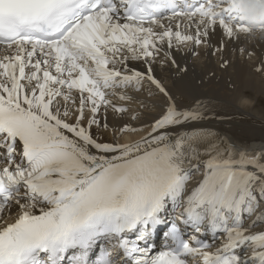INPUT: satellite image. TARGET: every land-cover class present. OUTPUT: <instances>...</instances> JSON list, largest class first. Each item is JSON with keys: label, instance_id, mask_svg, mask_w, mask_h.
Wrapping results in <instances>:
<instances>
[{"label": "snow or ice", "instance_id": "1", "mask_svg": "<svg viewBox=\"0 0 264 264\" xmlns=\"http://www.w3.org/2000/svg\"><path fill=\"white\" fill-rule=\"evenodd\" d=\"M247 31L239 0H0V264H264V143L201 148L225 117L165 79Z\"/></svg>", "mask_w": 264, "mask_h": 264}, {"label": "bare ground", "instance_id": "2", "mask_svg": "<svg viewBox=\"0 0 264 264\" xmlns=\"http://www.w3.org/2000/svg\"><path fill=\"white\" fill-rule=\"evenodd\" d=\"M259 44L256 43L255 46ZM236 58V56H234ZM244 55L235 59L224 70H218L217 59H204L199 57L193 59L188 66V71L184 74H174L177 77L169 78L167 85L174 96L180 98V102L190 104L193 96L208 101V107L218 116H223V120H209L202 125L194 127H204L217 131L218 135L210 137L200 144L201 148L208 147L209 144L219 141L221 138H230L237 143L259 146L264 143V124L262 120L255 117L250 112L254 111V105L250 103L249 97L253 95V89L248 83L238 81L233 89L227 88V79L232 80L240 71L244 63ZM213 73L212 77L209 75ZM219 77L218 80H215ZM198 82H200L198 84ZM183 99V100H182ZM261 104L264 102H260ZM257 104V103H256ZM264 111V110H263ZM143 133H136L133 140L140 139ZM228 140H224L227 143Z\"/></svg>", "mask_w": 264, "mask_h": 264}, {"label": "clouds", "instance_id": "3", "mask_svg": "<svg viewBox=\"0 0 264 264\" xmlns=\"http://www.w3.org/2000/svg\"><path fill=\"white\" fill-rule=\"evenodd\" d=\"M239 15L248 29L241 34L250 41L264 42V0H239Z\"/></svg>", "mask_w": 264, "mask_h": 264}, {"label": "rangeland", "instance_id": "4", "mask_svg": "<svg viewBox=\"0 0 264 264\" xmlns=\"http://www.w3.org/2000/svg\"><path fill=\"white\" fill-rule=\"evenodd\" d=\"M264 109H259V111H263ZM264 112V111H263ZM256 114L258 115V113L256 112ZM259 116V115H258ZM262 120H264V116L262 117ZM135 140H137V139H135ZM135 140H133V141H135Z\"/></svg>", "mask_w": 264, "mask_h": 264}]
</instances>
